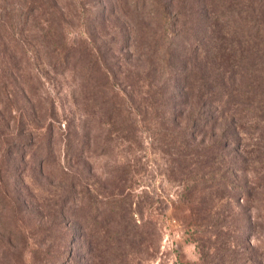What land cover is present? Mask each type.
<instances>
[{"label":"rangeland","instance_id":"rangeland-1","mask_svg":"<svg viewBox=\"0 0 264 264\" xmlns=\"http://www.w3.org/2000/svg\"><path fill=\"white\" fill-rule=\"evenodd\" d=\"M155 1L171 28L220 25L201 54L219 99L179 106L202 114L197 151L152 129L172 124L143 80L164 55ZM20 4L0 0V264H264V0H41L33 20ZM60 41L85 79L49 65ZM101 97L115 116L80 127ZM73 127L89 144L67 159Z\"/></svg>","mask_w":264,"mask_h":264},{"label":"trees","instance_id":"trees-1","mask_svg":"<svg viewBox=\"0 0 264 264\" xmlns=\"http://www.w3.org/2000/svg\"><path fill=\"white\" fill-rule=\"evenodd\" d=\"M17 1L20 3L22 2L19 6L23 9L18 11L17 14H20L23 18L30 14L33 20V15L38 14L41 9V0ZM154 3L159 7L161 24L167 25L168 27L162 29L163 32L157 33L155 37V41L161 42L160 46H162L164 54L159 58V62L157 61V70L152 65L150 66L151 69L153 67L154 71H158L155 84L153 87H149V83H153V81L148 80L147 74L146 78L143 80H146L145 85L149 90L147 92V97L148 99L150 98L149 103H152L153 107L160 109L158 115L161 118H166V112H169L172 118V124H163L159 128L153 126L152 129H160L159 134L161 138L163 134L164 138L162 140H164L166 147H173L175 149L177 145L179 147L190 145L194 147L192 150H196L198 145L196 143L189 144L187 140L195 139L199 131L197 125L202 123V114L191 112L187 113L186 117H182L179 115L182 110L179 106L182 105L183 102H190L189 105L193 108H201L202 105L208 104L209 101L215 102L219 99L217 98L219 95L218 93L224 88L223 78L221 75L211 76V74L208 73L209 70L205 68L206 61L201 62V59L202 55L208 50L207 47L203 45L205 37L208 38V34L214 32L220 25H217L216 17H210L203 20L206 27H203L202 30L201 28L198 30L199 27H185L182 21L180 22L182 24L181 27L178 25L176 28H171L173 23H179V21L169 16L163 8L164 6L160 5L159 2L156 3L155 1ZM4 10V6L0 5V14L4 13ZM197 21L198 20L193 17L189 20L191 23H198ZM225 32H227V30H225ZM225 32L219 31V48H226L227 43L231 40V37H227ZM65 41H60L58 44L54 42L55 48H57V54L49 61V65L53 68H59L61 71L67 70L73 78L78 77L80 79H85L86 76L84 72H81V68H79L80 65L76 59L78 54H76L71 45L69 46ZM155 48H151L150 50L153 51ZM216 55L217 52H212L213 57ZM95 60V57L91 58V62L88 63V66H94ZM113 99L114 97L110 101L108 100L109 103H106L105 98L101 97L94 100L92 102L93 104H85L86 106H83V112L78 118V125L82 127L85 126L86 123L92 122V124H95L102 120L109 122L111 118L115 116V100ZM91 113H93L94 116H92ZM101 116H103L102 120L100 119ZM213 118L214 116L212 114H208V120L212 121ZM62 133L65 139L71 137V140L63 142L62 152L64 156L67 159H70L72 156H81L84 151L83 149L87 148L89 144L85 137L83 138L77 135L74 127ZM82 135L84 136V134ZM33 144V140L24 143V145L30 147ZM45 151L46 148L43 150L44 154L46 153ZM93 204H95V202H93ZM63 211H68L66 212L68 214L70 212L68 207ZM127 230L125 231L127 232Z\"/></svg>","mask_w":264,"mask_h":264}]
</instances>
